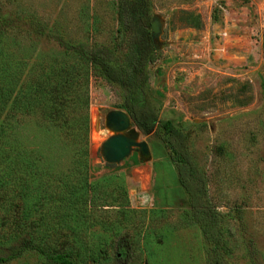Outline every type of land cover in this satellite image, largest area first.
I'll list each match as a JSON object with an SVG mask.
<instances>
[{"label":"rangeland","instance_id":"1","mask_svg":"<svg viewBox=\"0 0 264 264\" xmlns=\"http://www.w3.org/2000/svg\"><path fill=\"white\" fill-rule=\"evenodd\" d=\"M116 2L8 0L6 6L34 15L54 35L99 44L113 35ZM149 7L160 32L152 40L156 60L145 69L147 91L161 120L190 133L191 156L225 214L222 262L264 264V0H149ZM26 25L18 44L25 60L58 53L55 42L30 37ZM244 83L251 100L237 105ZM88 100L89 179L106 192L122 184L130 211L118 223L88 230L96 245L83 264H204L205 245L160 133L152 127L142 135L130 124L122 133L128 154L106 168L105 143L116 134L105 128L104 118L125 112L120 90L93 74ZM31 209L27 220L44 212L38 205ZM6 255L0 250V258ZM24 260L18 256L12 264Z\"/></svg>","mask_w":264,"mask_h":264},{"label":"trees","instance_id":"2","mask_svg":"<svg viewBox=\"0 0 264 264\" xmlns=\"http://www.w3.org/2000/svg\"><path fill=\"white\" fill-rule=\"evenodd\" d=\"M7 1L0 0V250L9 255L0 264L18 256L26 264H83L96 245L88 230L118 223L130 211L122 184L106 192L89 179L93 74L119 88L121 106L138 132L146 135L155 127L160 133L205 245L204 264H223L225 214L212 202L209 180L191 156L190 133L161 120L147 91L145 69L157 57L149 0H117L113 35L99 44L54 35L34 15L8 11ZM22 23L30 37L55 42L58 53L25 60L18 52ZM242 87L245 96L237 105L251 100L249 84ZM237 97L236 90L232 98ZM35 205L44 212L27 220ZM239 211L232 209L236 219Z\"/></svg>","mask_w":264,"mask_h":264},{"label":"water","instance_id":"3","mask_svg":"<svg viewBox=\"0 0 264 264\" xmlns=\"http://www.w3.org/2000/svg\"><path fill=\"white\" fill-rule=\"evenodd\" d=\"M160 32L158 22L151 18L149 24V34L154 40ZM128 115L120 110L110 111L105 115L104 126L116 135L110 137L105 143V151L109 156V163L113 164L124 158L129 152V141L122 135L130 127Z\"/></svg>","mask_w":264,"mask_h":264}]
</instances>
